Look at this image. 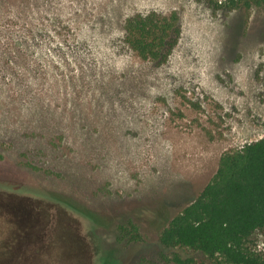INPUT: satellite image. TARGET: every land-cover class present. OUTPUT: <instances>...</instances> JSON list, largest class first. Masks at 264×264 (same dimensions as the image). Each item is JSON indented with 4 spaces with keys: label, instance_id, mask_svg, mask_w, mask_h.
<instances>
[{
    "label": "rangeland",
    "instance_id": "1",
    "mask_svg": "<svg viewBox=\"0 0 264 264\" xmlns=\"http://www.w3.org/2000/svg\"><path fill=\"white\" fill-rule=\"evenodd\" d=\"M153 11L181 25L162 64L124 41L126 19ZM262 137L264 6L0 0V202H26L44 226L8 264L199 258L164 247L161 230L224 153ZM10 220L1 205L0 260L24 236ZM130 223L135 239L119 228ZM249 245L264 253V228Z\"/></svg>",
    "mask_w": 264,
    "mask_h": 264
},
{
    "label": "trees",
    "instance_id": "2",
    "mask_svg": "<svg viewBox=\"0 0 264 264\" xmlns=\"http://www.w3.org/2000/svg\"><path fill=\"white\" fill-rule=\"evenodd\" d=\"M228 10L248 11L264 6V0H207ZM181 25L176 12L136 14L124 25V41L142 60L164 63L177 45ZM16 230L24 235L15 246L8 244L0 264L33 253L44 226L35 224L29 205L23 201L0 202ZM135 239L133 223L119 227ZM264 228V137L242 148L224 153L216 173L198 196L173 215L160 232L161 244L170 249L191 250L199 258L173 254L176 264H264V253L249 243L256 230ZM18 243V244H17ZM30 243V244H29ZM30 251V252H29ZM136 264H151L147 260Z\"/></svg>",
    "mask_w": 264,
    "mask_h": 264
}]
</instances>
